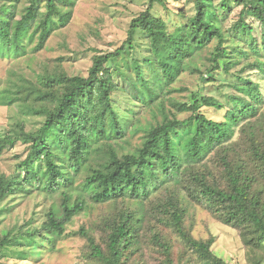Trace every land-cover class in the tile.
Instances as JSON below:
<instances>
[{
  "label": "rangeland",
  "instance_id": "374dc122",
  "mask_svg": "<svg viewBox=\"0 0 264 264\" xmlns=\"http://www.w3.org/2000/svg\"><path fill=\"white\" fill-rule=\"evenodd\" d=\"M206 2L209 7L206 18L218 26L221 47L228 50L229 59L235 64L226 73L224 60H219V68L213 70L209 58L219 44L218 38H214L184 60L183 71L174 82L163 86L158 98L151 103L141 102L132 87L137 83L136 68L140 66L146 79L150 77V69L154 71L155 68L145 63L151 58L149 40L138 31L132 47H127L108 65L119 87L112 99L123 134L107 143L119 155L134 153L148 130L157 123L189 118L191 112L179 111L178 105L192 104L195 95L226 104V97L234 93L231 86L234 74L257 83L264 100V74L249 70L248 66L252 61L264 62V53L259 56L249 53L247 57L234 54L239 49L249 50L248 36L236 37L232 30L242 6L231 3L229 11L224 12L220 8L221 0ZM1 3L4 2L0 0ZM57 4L62 11H71L66 26L54 28L41 48H38V33L33 34L32 40L28 39L37 27L36 24L29 26L24 50L15 56H0V140L19 137L22 130L37 132L44 117L30 109L44 104L37 100V92L45 90L42 79L56 75L87 77L95 56L112 53L124 43L131 20L147 9L148 0H57ZM29 5L30 0L13 2L10 6L14 7V20L19 19ZM40 11L45 13L44 4ZM151 13L165 23L167 32L172 33L193 15L194 0H170L166 6L154 5ZM244 20L252 26L251 36L261 47L264 34L260 23L248 16ZM211 69L213 80L204 82L202 79H207L206 73ZM200 110L208 119L224 121L222 109L202 106ZM259 112H264V102ZM243 124L234 127L232 138L226 144L208 153L199 163L184 164L177 177L153 189L147 198L93 202L81 183L89 174V166H96L101 158L95 155L73 174L68 187L55 193L48 194L35 185L23 184V190L15 191L1 204L0 241L7 238L11 243L0 250V264H105L95 258L88 237L99 251L107 254L108 235L123 217L130 220L135 230L133 243L122 257L123 264H203L172 227L174 217L181 213L184 232L194 240L210 241L214 255L230 264H254L264 251L246 246L237 228L219 220L215 210L205 204L199 186V182H204L211 187L226 188L223 148L238 143ZM179 134L185 139L193 133L179 130ZM27 154L28 144L20 138L13 147H5L0 152V175L22 176L17 166ZM63 191L70 196V203L83 200L84 210L65 224L60 236L45 233L48 213L62 214ZM30 234L34 235L35 242L29 241ZM43 235L51 242H46Z\"/></svg>",
  "mask_w": 264,
  "mask_h": 264
},
{
  "label": "trees",
  "instance_id": "16d2710c",
  "mask_svg": "<svg viewBox=\"0 0 264 264\" xmlns=\"http://www.w3.org/2000/svg\"><path fill=\"white\" fill-rule=\"evenodd\" d=\"M2 1L0 56L4 57L15 56L24 50L23 42L29 26L36 24L37 27L28 39L32 40L33 34L38 33V48H41L54 28L66 26L71 18V11H62L57 0H30L29 7L24 9L19 19L14 20V7L10 5L16 0ZM169 2L148 0L147 9L131 20L124 43L112 53L95 56L87 77L56 75L42 79L45 90L37 92V100L44 104L30 109L44 117L42 126L37 132L25 133L22 130L19 137L0 140V152L7 146L13 147L19 138L28 144L27 157L17 166L22 176L0 175V214L1 204L15 191L23 190V184L35 185L48 194L68 187L73 174L78 173L94 155L101 158L96 166H89V174L81 183L93 202L147 198L153 189L177 177L184 164L199 163L208 153L226 144L232 138L234 127L244 122L238 143L223 148L226 188L199 182L200 193L205 204L218 214L219 220L239 230L246 246L258 252V249L264 251V112H259L264 100L257 83L234 74L231 85L234 93L226 97V104L202 95H195L190 105L179 104V111L191 112L190 117L183 121L165 120L152 126L134 153L119 155L107 143L123 134L112 99V94L119 87L108 65L127 47H132L138 31L149 40L151 58L145 63L155 68L154 71L150 69L149 79L145 78L139 65L136 68L137 83L134 82L132 87L141 102L151 103L158 98L163 86L170 85L183 71L184 60L191 58L194 52L214 38H218L219 44L209 58L213 70L219 68V60H224L226 73L235 64L229 59L231 54L228 50L221 47L218 26L206 18L209 12L206 0H194L193 15L172 33L167 32L165 23L151 13L154 5L166 6ZM231 3L242 6L239 20L232 30L236 37L248 36L249 48L248 51L239 49L234 54L242 57L249 53L261 55L264 53V40L261 47L258 46L251 36L252 26L244 18L248 16L260 23L264 34V0H221L220 8L224 12L229 11ZM42 4L46 8L45 13L40 11ZM248 66L249 70H259L264 74L263 61H252ZM206 74L207 79L202 80L212 81V69ZM202 106L224 110V121L208 119L200 110ZM179 130L192 131L193 134L183 139ZM62 196V214L59 216L56 211L48 213L45 233L60 236L65 224L84 210L83 200L70 203L66 191ZM182 217V213L176 214L172 227L198 260L203 264H230L211 252L210 241H197L186 234L182 228ZM132 228L129 219L123 217L119 221L108 235L107 254L99 251L88 237L95 258L105 264H123L122 257L134 240L135 230ZM84 236L87 237L86 234ZM28 239L35 242L33 234L28 235ZM43 239L51 242L46 235ZM10 243L11 240L3 238L0 250ZM260 255L254 264H264V252Z\"/></svg>",
  "mask_w": 264,
  "mask_h": 264
}]
</instances>
